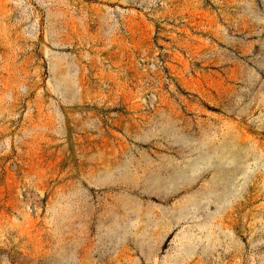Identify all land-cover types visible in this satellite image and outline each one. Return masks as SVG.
I'll list each match as a JSON object with an SVG mask.
<instances>
[{
    "label": "rangeland",
    "instance_id": "rangeland-1",
    "mask_svg": "<svg viewBox=\"0 0 264 264\" xmlns=\"http://www.w3.org/2000/svg\"><path fill=\"white\" fill-rule=\"evenodd\" d=\"M0 264H264V0H0Z\"/></svg>",
    "mask_w": 264,
    "mask_h": 264
}]
</instances>
